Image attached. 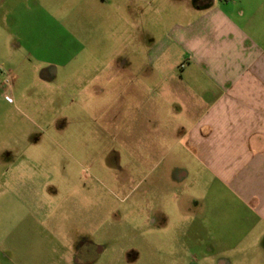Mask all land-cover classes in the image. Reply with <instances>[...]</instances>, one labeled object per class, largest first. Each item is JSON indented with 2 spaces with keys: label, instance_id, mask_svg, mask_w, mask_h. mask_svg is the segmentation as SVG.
I'll list each match as a JSON object with an SVG mask.
<instances>
[{
  "label": "rangeland",
  "instance_id": "374dc122",
  "mask_svg": "<svg viewBox=\"0 0 264 264\" xmlns=\"http://www.w3.org/2000/svg\"><path fill=\"white\" fill-rule=\"evenodd\" d=\"M104 14L50 18L5 64L0 40V264H212L191 236L218 187L163 91L181 61L154 60L147 35L124 39ZM80 244L102 247L95 262L74 259Z\"/></svg>",
  "mask_w": 264,
  "mask_h": 264
},
{
  "label": "crops",
  "instance_id": "0c3cea01",
  "mask_svg": "<svg viewBox=\"0 0 264 264\" xmlns=\"http://www.w3.org/2000/svg\"><path fill=\"white\" fill-rule=\"evenodd\" d=\"M77 9L104 12L109 26L120 20L124 39L147 35L154 60L181 61L163 90L182 118L177 142L218 187L205 231L191 237L212 264H264V0H0L2 64L23 43L42 44L50 18L61 25ZM41 70L57 74L53 64Z\"/></svg>",
  "mask_w": 264,
  "mask_h": 264
},
{
  "label": "flooded vegetation",
  "instance_id": "af4514ba",
  "mask_svg": "<svg viewBox=\"0 0 264 264\" xmlns=\"http://www.w3.org/2000/svg\"><path fill=\"white\" fill-rule=\"evenodd\" d=\"M97 249H99V252L102 250V247H98L97 245L94 246V248L87 247L85 248L84 244H80L77 246V250L75 252L74 259H78L79 262L82 261V263H93L97 259Z\"/></svg>",
  "mask_w": 264,
  "mask_h": 264
}]
</instances>
